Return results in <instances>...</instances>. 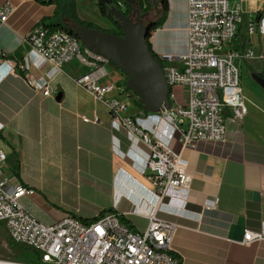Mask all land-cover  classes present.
Wrapping results in <instances>:
<instances>
[{"label":"crops","instance_id":"0c3cea01","mask_svg":"<svg viewBox=\"0 0 264 264\" xmlns=\"http://www.w3.org/2000/svg\"><path fill=\"white\" fill-rule=\"evenodd\" d=\"M6 1L15 8L8 22L0 26V150L5 154L6 170L17 181L34 187L36 172L44 171V182L64 172L70 193L84 190L102 202L78 214L70 211L84 221L109 209L119 212L137 230H143L147 217L154 213L174 221L172 249L181 264H264V38L258 30L247 31L250 20L264 12V0L242 3L237 33L226 47L252 52L250 57L236 59L246 80L240 86L248 98L247 114L240 121L227 119L225 140L200 142L196 148L182 151L192 180L188 202L180 210L168 198L156 204L145 168L147 148L131 130L112 122L106 109L75 83L87 67L76 61L66 64L50 79L57 91L52 96H42L27 84L23 72H15L14 63L27 58V71L42 82L48 80V65L37 68L32 64L35 54L24 35L35 23L49 18L54 6L35 0H0V5ZM167 1L166 18L148 39L159 58L177 57L187 49L186 0ZM77 12L82 20L101 28L111 26L98 13L99 19L91 20L78 4ZM103 71H110L115 81L122 78L111 64ZM178 93L184 98L185 90L180 88ZM137 112L128 111V115ZM81 115H97L100 123L84 122ZM156 136L180 151L178 135L166 122L159 123ZM187 193L183 189L181 196ZM25 203L45 223L69 214L46 213L47 198L43 196ZM247 230L263 238L245 244Z\"/></svg>","mask_w":264,"mask_h":264},{"label":"built area","instance_id":"2783aa9c","mask_svg":"<svg viewBox=\"0 0 264 264\" xmlns=\"http://www.w3.org/2000/svg\"><path fill=\"white\" fill-rule=\"evenodd\" d=\"M244 1L231 4L229 0H186V52L177 57H161L169 89L168 110H140L133 117L128 115L131 104L120 71L117 69L120 81L111 79L110 71H103L110 65L104 56L87 48L73 34L45 26L42 20L24 37L35 54L32 64L37 68L48 65V80L42 82L27 71V58L14 63V70L17 74L23 72L27 84L42 96H52L57 91L50 79L62 72L66 64L76 61L87 67L88 71L78 76L75 83L106 109L112 122L131 130L147 148L145 168L156 204L168 198L180 210L188 202L192 180L182 151L194 149L200 142L225 140L227 119L240 121L248 111L236 59L250 57L252 52L226 49L237 33ZM117 4L124 11L123 3ZM14 10L8 1L0 5V26L8 22ZM256 30L264 38V12L247 26L249 33ZM180 88L185 90L184 98L178 93ZM81 119L100 123L97 115H81ZM161 121L177 133L179 152L156 136ZM183 189L188 190L184 197ZM35 194L34 186L17 181L6 170L5 154L0 150V224L13 242L31 252L35 264H181L180 258L172 255L176 233L172 220L154 213L147 217L146 227L137 230L119 212L106 211L87 221L67 214L45 223L25 203ZM262 238V234L247 230L242 242L248 244Z\"/></svg>","mask_w":264,"mask_h":264},{"label":"water","instance_id":"95a60500","mask_svg":"<svg viewBox=\"0 0 264 264\" xmlns=\"http://www.w3.org/2000/svg\"><path fill=\"white\" fill-rule=\"evenodd\" d=\"M107 3L111 4V0H107ZM107 14L119 22L121 35L80 25L73 27L72 34L87 48L104 56L122 71L127 77V87L138 97L146 111L156 113L168 110V85L161 63L149 50L146 41L148 25L139 9L133 8L124 15L112 5ZM60 97L58 93L57 100Z\"/></svg>","mask_w":264,"mask_h":264},{"label":"rangeland","instance_id":"374dc122","mask_svg":"<svg viewBox=\"0 0 264 264\" xmlns=\"http://www.w3.org/2000/svg\"><path fill=\"white\" fill-rule=\"evenodd\" d=\"M77 4L80 12H82L85 16H87L91 20L99 19V15L97 14L98 11L95 6V0H77ZM156 15L157 12L153 9L152 12L149 14L148 19L155 18ZM110 25L111 26L108 29L118 32V29L115 26H113V24L110 23ZM245 83L246 80L244 79V75H241L240 73V85L241 84L244 85ZM125 93L129 96V102L131 104L129 112L130 113H134L137 111L139 112L140 108L136 104V99H138V97L135 94H133L130 90H126ZM43 172L41 171L36 172L37 175L32 176L34 180L32 181V184L35 185V187L37 188V189L35 188L36 189L35 196L37 195L43 196L45 200L47 198V205H45V208L47 210L45 211L43 207L42 208L43 212L45 211L46 213L47 212L54 213L55 216L65 213V211L66 212L68 211L69 214L71 212L78 214L81 209L83 211L86 210L87 206L93 205L94 207H98L101 205L102 202L99 198H93L91 196H88L87 194H84V190L82 192H78L75 194L70 193L71 188L66 187L67 181H66V177L63 176L64 172L63 173L58 172L60 176L57 173L58 176H56V178L53 177L50 180H47L48 182L47 181L44 182ZM35 196L33 198H35ZM33 212L37 216H39V213H36L35 211ZM41 218L42 220H44V217L41 216L40 219ZM35 263L36 262L32 258L31 252L26 247L18 245L15 242H13L9 237L6 228L3 226V224H0V264H35Z\"/></svg>","mask_w":264,"mask_h":264},{"label":"trees","instance_id":"16d2710c","mask_svg":"<svg viewBox=\"0 0 264 264\" xmlns=\"http://www.w3.org/2000/svg\"><path fill=\"white\" fill-rule=\"evenodd\" d=\"M35 1L40 5H47V6L53 5L54 6L52 15L49 18L42 20V23L45 26L50 27L52 30H65L70 34H72V29L75 25H80L86 28H91V29L97 28V29H101L106 32L114 33L116 35H121L122 30L120 28V24L119 22L116 21L115 17L107 14L108 9L113 5L124 15H127L131 12L133 8H138L140 15L143 16L145 23L148 25L146 41L149 46V50L152 52V54L154 53L151 50L148 39L151 33L155 29H157L160 25H162V23L164 22L166 18V14L168 11V1L167 0H154V1L152 0H111V4H108L107 0H95V6L97 8L98 14L101 17L108 20L111 24H113V26H115L118 29V32H116L111 29L101 28L92 22L82 20L79 17L78 12H77L76 0H35ZM118 1H121L123 3L125 7L124 11H122L119 8L117 4ZM153 9L157 12V15L155 18L148 19L149 14L152 12ZM259 15L260 14H257L256 16L257 19ZM154 56H156V58L158 59L160 63L162 62V59L159 58L156 54H154ZM110 64L114 68L120 71V69L117 66H115L113 63L110 62ZM120 73L124 77L123 88H124V91L126 92V90H129V88L126 85L127 77L123 75L121 71ZM136 104L139 106L140 110L143 113H148V111H146L143 105L140 103L139 99H136ZM0 136H1V133H0ZM106 211H113V210L109 209V210L101 211L96 216L101 215L103 212H106ZM73 216L78 218L75 215ZM81 221H84V220H81ZM172 255L179 258L178 254L174 252H172Z\"/></svg>","mask_w":264,"mask_h":264}]
</instances>
